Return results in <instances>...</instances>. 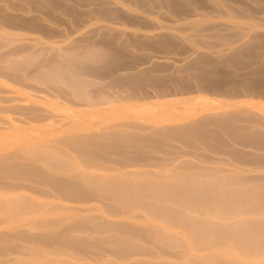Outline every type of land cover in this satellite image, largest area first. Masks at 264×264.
Wrapping results in <instances>:
<instances>
[{
    "label": "bare ground",
    "instance_id": "bare-ground-1",
    "mask_svg": "<svg viewBox=\"0 0 264 264\" xmlns=\"http://www.w3.org/2000/svg\"><path fill=\"white\" fill-rule=\"evenodd\" d=\"M108 1L104 0V3ZM125 1L130 3L132 7H129L132 9L138 8L148 14L154 9L156 11L162 8L172 9L170 16L158 13L159 16L155 14L156 17L153 19L150 17L161 24L173 20L184 23L209 22L217 19L231 22L237 21V17L244 22L253 20L251 18L253 13L248 10L253 8H250L249 2L247 4L245 0L221 1L220 5L231 10L226 14H223L217 6L205 4L211 7L214 13L205 11L193 18L186 12L188 8L186 4L181 3V0ZM236 2L246 6L242 4L243 8H240L241 5L234 6ZM203 5L204 3L201 6ZM240 10H244L245 13ZM247 12L251 13L250 16ZM110 15L112 16L113 13L108 17ZM115 17L120 16L115 13ZM122 19L129 23L135 20L128 16H123ZM257 37L258 40L261 39L259 35ZM249 46L241 45L233 52H250L253 46H250L251 48ZM13 49L9 52L12 51L13 55L20 54L22 50ZM24 49L26 50V47ZM38 50L36 48L27 51L21 58H10L7 67L11 70H0V76L11 78L16 82L14 85L17 83L22 85L24 80H30L44 86L43 89L42 86L34 83L33 85L23 83L25 87L32 88V91L44 92L45 96L38 102L45 107L38 103L34 105V102L29 106H24L23 103L20 104L21 106L17 103L0 106L5 113L23 116L24 119H19L15 114L18 120L8 115L10 119H1L4 117L0 116V127L9 128L6 130L15 134L21 132L22 128H28L29 124L32 126L25 129L26 131L38 129L41 125L35 123L43 120L49 121V124L44 122L47 124L44 126L51 128L50 124L57 122L53 114H56L54 112L58 109L49 107L59 102L56 97L55 100L52 99L54 96L61 97L68 103L78 101L77 103L90 105L105 104V90L89 77L107 71L113 72L118 62L117 51L101 53L97 47L83 45L77 41L63 46L60 51L50 55L43 53L42 56L41 51ZM4 54L1 57L7 55ZM105 55L110 58V62L103 65L102 70L89 64ZM199 69L201 71L197 77L198 85L212 87L213 82L206 76V72L200 67ZM210 69L215 68L211 66ZM260 82V79H248L246 85L257 87ZM26 90L29 92V89ZM50 91L55 95L53 96ZM33 94L32 96H35V93ZM18 95L14 98L16 99ZM29 95L25 97L31 99ZM0 100L5 102L13 99L2 97ZM254 113L246 110L244 112L246 116L241 119L243 123L237 122L240 120L238 114L226 111L223 114L207 115L171 124L158 121V124L149 126L137 124L132 120L121 123L103 119L76 123L73 117L63 119V122L59 118L61 123L58 126H63L59 127L61 132L59 137L25 139L21 136L20 139H15L18 136L14 134V139L18 142L0 146V151L14 147L8 152H0V218L10 219L37 210L51 211L46 209L45 204L36 201L34 195L20 191L22 188L44 195H53L52 190L56 193V197L70 201L101 198L117 203L126 214L139 208L142 210L143 218H155L159 223L148 222L138 225L122 221L109 225L105 221L97 220L94 228L98 231L118 225L120 228L128 229L127 232L132 236L158 245L164 251L168 248L180 247L173 255L190 264L204 262L228 264L229 261L239 264H264V173L237 174L235 170L222 173L223 169L202 164L199 160L201 155L205 160H210L200 152V150H208L226 153L243 164H253L243 152L230 148V145L235 143L264 149V130H262L264 117L260 118L261 113L260 117L257 116L259 114ZM172 118L164 115L160 120ZM179 120L183 119L179 118ZM22 123H28L29 126L26 127L24 124L23 127ZM259 126L262 128L260 129ZM156 154L171 156L157 157ZM182 155H189L193 159L189 157L177 162L170 161ZM23 180L31 185H25ZM37 185L46 186L50 190L39 188ZM106 211L112 214L121 213L118 207L110 204L106 206ZM133 216L140 218L141 215L133 214ZM61 218L62 216H44L30 221L33 226L47 229L41 234L17 230L3 235L23 238L33 244L39 241L52 243L61 237L59 228ZM90 221L91 218L78 220L74 222L73 227L83 231ZM162 225L179 228L180 231L168 232L162 228ZM106 241L121 244L123 239L109 235ZM87 242L84 238L65 241L66 244L80 247ZM124 249H126L124 251L131 250L132 246L125 245ZM192 250L198 251L199 254H192ZM219 251H222V254H219ZM34 255L40 257L42 253L34 250Z\"/></svg>",
    "mask_w": 264,
    "mask_h": 264
},
{
    "label": "rangeland",
    "instance_id": "rangeland-1",
    "mask_svg": "<svg viewBox=\"0 0 264 264\" xmlns=\"http://www.w3.org/2000/svg\"><path fill=\"white\" fill-rule=\"evenodd\" d=\"M221 1L223 0H181V3L186 4L185 6L188 8L186 12L193 18L198 13L205 11L213 14L214 11L209 6L219 7L223 14L231 12L227 7L220 5ZM245 1L247 4L249 2L250 8H253L248 10L254 15L247 12L253 19L250 22L240 21L242 19L239 20L237 17V21L231 22L217 19L209 22L184 23L173 20L164 21L161 24L153 21V17L160 14L170 16L172 9L162 8L157 11L154 9V13L151 11L152 13L148 14L138 8L132 9L130 3L125 0H109L106 3L104 0H0V58H2L0 59V70H11L7 67L8 60L14 57L21 58L27 51L37 48L42 52H40L41 55L43 53L50 55V53H56L63 46L76 41L83 45L97 47L101 53L117 51L118 54V62L113 72L103 71L104 73L101 75L96 74L89 77L94 80L96 85L105 90V104L90 105L77 103L78 101L68 103L63 98L54 96L55 94L50 91L52 95L54 94L52 99L55 100L56 97V100L59 101L58 104L49 107L58 109L55 110L56 114H53V118H56L59 123L55 120L54 122L57 124H50L52 125L51 129L46 127L47 124L44 123L46 120H43L35 123L36 125L40 123L41 126L39 128L36 126L38 129L32 131H30L31 129L25 130L31 127V124L29 126L28 123H22V126L25 124L26 127H29L22 128L23 132H16L17 134L6 130L9 128L2 129L0 127V146L18 142L15 139H20L21 136L25 139L59 137L61 135L59 129L63 126H58V124L63 122V119H71V117L76 123L103 119L121 123L132 120L145 126L156 125L158 121L171 124L194 120L202 116L223 114L226 111L238 114L240 120L237 122L239 123H243L241 119L246 116L244 114L246 110L251 113L255 112V115L259 114L257 115L259 117L261 113L260 118H263L264 0ZM203 3L204 5L201 6ZM205 4H209V6ZM241 4L243 5V3ZM241 4L236 2L233 5L240 6ZM106 7L108 12L105 10ZM245 8L244 10H247ZM244 10L240 11L244 12ZM112 13L113 15L108 17ZM115 13L121 18L115 17ZM158 13L160 14L158 15ZM155 14L156 16H154ZM123 16L132 17L135 20L131 23L125 22L122 19ZM257 35L261 37L260 40ZM248 44L253 46L252 51L233 52L241 45L248 47ZM250 46L249 48H251ZM41 47L44 48L41 50ZM13 48L22 50L19 52L20 54L13 55L12 51L9 53ZM3 53L7 55L1 57ZM109 62L110 58L105 55L89 62V64L102 70V66ZM211 66L215 69L211 70ZM199 67L213 82L212 87L198 85L197 77L201 71ZM2 76H0V88L3 87L8 92L0 89V99L9 97L13 100L5 102L0 100L2 101L0 106L3 107L9 103V105L17 103L19 106L23 103L24 106H29L34 102V105L38 103L45 107L38 102L45 96L44 92L32 91V88L25 87L23 83L42 85L24 80L22 87L20 83L14 85L16 82L11 78L7 79L6 76L2 78ZM248 79H260L261 82L257 87H249L246 85ZM42 87L44 89V86ZM26 88L29 89V92ZM31 91L35 93V96H32L34 94ZM38 93H41L42 96ZM27 94L31 99L25 97L28 96ZM16 95L20 97L17 96L15 99ZM24 101H28L26 105ZM2 111L0 109V116L4 118L1 119L13 117L18 120L16 116H19V119H24L22 115ZM66 114L69 116H65ZM7 115L11 117L9 118ZM164 115L173 118L160 120ZM59 118L62 121L58 120ZM179 118L183 120H179ZM259 127L260 129L263 127L262 130H264V126ZM14 134L18 137H15ZM230 148L243 152L247 158L253 161V164H243L226 153L208 150H200V152L208 156L210 160H205L202 155L199 156V160L202 164L223 169L222 173H228L230 170H235L237 174L264 173L263 148L258 149L235 143H231ZM12 149L14 147H8L0 152H8ZM182 150H186V148H182ZM156 156L171 155L156 154ZM184 158L193 159L189 155H182L170 161L177 162ZM108 165L113 164L108 163ZM125 168L130 169V167ZM23 181L25 185H31V183ZM37 187L50 190L42 185H37ZM20 191L34 195L36 201L45 204L46 209L51 211L37 210L10 219L0 218V264H190L173 255L174 251L179 250L180 247L176 246L164 251L158 245L132 236L127 232L128 229L120 228L118 225L102 231L94 228V223L97 220L105 221L109 225L122 221L138 225L148 222L159 223V220L155 218H143L142 210L139 208L126 214L117 203L101 198L70 201L56 197V193L52 190L53 195L38 194L28 188H22ZM108 204L118 207L121 213L107 212ZM133 214L141 216L135 218ZM44 216H62L59 221L61 237L54 239L55 241L52 243L39 241L33 244L23 238L3 235L17 230L36 234L44 233L47 230L45 227L30 224L33 219ZM87 218H91V221L83 231L73 227L74 222ZM162 228L168 232L180 231L179 228H169L163 225ZM109 235L120 237L123 241L121 244L108 242L106 238ZM73 238H84L88 242L82 247L65 243L66 240ZM125 245L132 246V249L124 251L126 250L124 249ZM34 250L39 251L42 255L36 257ZM191 253L199 254L195 250H192ZM218 253L222 254V251ZM228 264L239 263L229 261Z\"/></svg>",
    "mask_w": 264,
    "mask_h": 264
}]
</instances>
